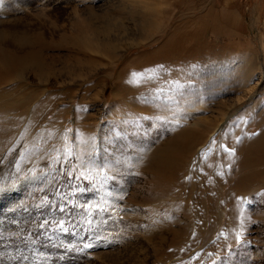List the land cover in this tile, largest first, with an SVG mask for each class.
Masks as SVG:
<instances>
[{
	"label": "rangeland",
	"instance_id": "rangeland-1",
	"mask_svg": "<svg viewBox=\"0 0 264 264\" xmlns=\"http://www.w3.org/2000/svg\"><path fill=\"white\" fill-rule=\"evenodd\" d=\"M263 150L264 0H0V264H264Z\"/></svg>",
	"mask_w": 264,
	"mask_h": 264
},
{
	"label": "bare ground",
	"instance_id": "bare-ground-1",
	"mask_svg": "<svg viewBox=\"0 0 264 264\" xmlns=\"http://www.w3.org/2000/svg\"><path fill=\"white\" fill-rule=\"evenodd\" d=\"M143 30V29H142ZM112 41V40H111ZM113 43H115V42H113ZM113 43H111V44H113ZM109 45H110V43H109ZM109 45H107V47H108V49H110V51L108 52V53H106V54H109L110 52H112L113 50H115V49H117L119 46H116V45H112V46H109ZM248 67V66H247ZM263 138V137H262ZM261 139V138H260ZM259 143L261 142V140L260 141H258ZM253 145V144H252ZM261 145V144H260ZM263 147V146H262ZM262 147L260 146L259 148H258V150L259 149H262ZM253 150L255 151V154H256V150H255V146H251L249 149H248V151L246 152V153H249L250 151H252L253 152ZM264 151V150H263ZM261 152H262V150H261ZM251 153V152H250ZM258 154H259V151H258ZM247 155V154H246ZM259 158V159H258ZM262 159H264V156L263 157H261V156H259V157H256V158H254V160H256V161H254L253 160V164L252 165H256L257 163L258 164H260V160H262ZM248 160H250V158H248ZM245 165H247V161L246 160H243V162H242V166H245ZM252 179L248 176L247 178H244L242 181H241V186H243V185H247V183H250L249 181H251ZM252 182H253V180H252ZM249 185V184H248ZM260 187H262V186H260ZM260 193H262L263 195H261L260 197H263L264 198V191L262 190H260ZM241 194H244V193H241ZM236 195V194H235ZM256 195H260V194H256ZM240 197H242V196H240ZM240 199V198H239ZM243 199H244V197H243ZM257 199V198H256ZM264 200V199H263ZM243 202V201H242ZM244 203H245V200H244ZM250 204V203H249ZM247 205H248V203H247ZM251 205V204H250ZM250 205H249V207H250ZM245 208L247 207V209H248V206H244ZM247 211V210H246Z\"/></svg>",
	"mask_w": 264,
	"mask_h": 264
},
{
	"label": "crops",
	"instance_id": "crops-1",
	"mask_svg": "<svg viewBox=\"0 0 264 264\" xmlns=\"http://www.w3.org/2000/svg\"><path fill=\"white\" fill-rule=\"evenodd\" d=\"M246 209H247V208H245V207H244V209H243V210L245 211ZM248 212H249V213H251L250 211H248ZM250 217H251V215H250Z\"/></svg>",
	"mask_w": 264,
	"mask_h": 264
},
{
	"label": "snow or ice",
	"instance_id": "snow-or-ice-1",
	"mask_svg": "<svg viewBox=\"0 0 264 264\" xmlns=\"http://www.w3.org/2000/svg\"><path fill=\"white\" fill-rule=\"evenodd\" d=\"M86 247H87V245H86Z\"/></svg>",
	"mask_w": 264,
	"mask_h": 264
}]
</instances>
